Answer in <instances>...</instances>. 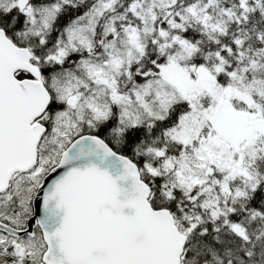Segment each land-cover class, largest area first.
I'll return each mask as SVG.
<instances>
[{
  "label": "snow or ice",
  "instance_id": "6c2138e0",
  "mask_svg": "<svg viewBox=\"0 0 264 264\" xmlns=\"http://www.w3.org/2000/svg\"><path fill=\"white\" fill-rule=\"evenodd\" d=\"M0 264H264V0H0Z\"/></svg>",
  "mask_w": 264,
  "mask_h": 264
}]
</instances>
